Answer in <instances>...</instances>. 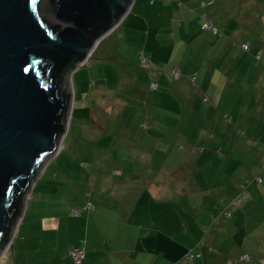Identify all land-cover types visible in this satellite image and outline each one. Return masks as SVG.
<instances>
[{"label": "crops", "instance_id": "0c3cea01", "mask_svg": "<svg viewBox=\"0 0 264 264\" xmlns=\"http://www.w3.org/2000/svg\"><path fill=\"white\" fill-rule=\"evenodd\" d=\"M203 15L218 33L202 28ZM79 67L71 154L88 156L84 203L94 207L83 220L66 216L77 222L65 264L83 245L82 264H264V146L212 144L226 133L214 123L264 120V0H132Z\"/></svg>", "mask_w": 264, "mask_h": 264}, {"label": "water", "instance_id": "95a60500", "mask_svg": "<svg viewBox=\"0 0 264 264\" xmlns=\"http://www.w3.org/2000/svg\"><path fill=\"white\" fill-rule=\"evenodd\" d=\"M131 2L0 0V251L65 134V74L91 55Z\"/></svg>", "mask_w": 264, "mask_h": 264}, {"label": "rangeland", "instance_id": "374dc122", "mask_svg": "<svg viewBox=\"0 0 264 264\" xmlns=\"http://www.w3.org/2000/svg\"><path fill=\"white\" fill-rule=\"evenodd\" d=\"M72 72L70 70L64 76V80L70 88ZM73 101L74 92L71 94V106ZM226 101L233 103L232 99H226ZM235 103L238 104L237 99ZM254 117L264 121L260 113H257L248 116L249 122L240 116L239 119L231 122L225 119L226 122L223 120L217 124L214 123L219 132L226 133L224 138L222 136V138L212 141V144L218 147L222 141L224 149H227L226 146L230 144V148L235 147L238 152L243 151L246 147L256 146L257 142L263 148L264 124L259 121V127H246L251 125V120ZM193 120L196 118L194 117ZM256 121L258 122V120ZM69 122L70 120L66 127V136L62 140L61 152L57 157L52 156L45 161L30 190L25 194L21 216L0 251V264H55V260L59 257L60 264H65L62 259L66 255L67 246L74 241L75 231L72 225L77 222V220L71 219L68 223L66 216L83 220L88 212L86 209H81L82 204H79L84 203L87 196L85 186H87L88 169L85 164L89 162L88 156L82 155L74 159L75 156L71 154L75 137L69 130ZM73 125L72 122L71 126L73 127ZM193 125L196 129L198 128L195 122ZM86 126L85 122L80 124L81 128ZM79 139L75 140L77 145H79ZM197 143L207 145L208 141L206 139L189 140L190 145L194 146ZM248 143L249 146H246ZM262 162H264V158L259 164ZM231 200L232 198L230 202ZM64 207L67 211L62 213L61 209ZM73 208L81 209V214L79 216L72 215Z\"/></svg>", "mask_w": 264, "mask_h": 264}, {"label": "built area", "instance_id": "2783aa9c", "mask_svg": "<svg viewBox=\"0 0 264 264\" xmlns=\"http://www.w3.org/2000/svg\"><path fill=\"white\" fill-rule=\"evenodd\" d=\"M203 18H204V21L202 23V28L206 29V30H209V31H211V32H213L215 34L218 33V28L213 24V22H211L208 18H206L205 15H203ZM241 47L244 50H248V44L247 43H242ZM256 56L258 58L259 54H257ZM87 59H85L82 62H80L77 67L85 65L87 63ZM140 60H141V62H146V58L142 54L140 55ZM77 67H75V68H77ZM75 68H73L71 71H73ZM172 75H173L174 78H178L180 74H179L178 70H173L172 71ZM150 86L151 87H156V84L152 82L150 84ZM257 180L260 181V178L257 177ZM242 199H243V196L239 194L235 198H233L230 203L237 206L242 201ZM78 213H79L78 210H76V209L72 210V214H78ZM223 213H224L225 216L230 214L229 212H223ZM70 256L73 258L74 262L79 263L81 261V259L83 258V256H84L83 248H81V247L73 248L70 251ZM185 256L188 259H192L195 256H200V253L199 252L195 253L192 250H188L187 253L185 254ZM244 258H246V256Z\"/></svg>", "mask_w": 264, "mask_h": 264}, {"label": "trees", "instance_id": "16d2710c", "mask_svg": "<svg viewBox=\"0 0 264 264\" xmlns=\"http://www.w3.org/2000/svg\"><path fill=\"white\" fill-rule=\"evenodd\" d=\"M48 9L50 10V12H52V7H50L49 5H48ZM249 49V48H248ZM257 54H259L260 55V52H258V53H256L255 54V57L257 58ZM260 58H261V56H259L257 59H259L260 60ZM66 68V66H64L63 68H62V70H61V72H63L64 71V69ZM60 71H59V73H61ZM259 168H264V162H262L261 164H259ZM257 177H259L260 178V181H258L257 180ZM262 181V178H261V176L259 175V174H257V175H255L254 177H252L251 179H249V180H246V181H244V182H242L241 183V186H242V189L240 190V192L239 193H237L236 194V196L237 195H242L243 196V199H244V197H245V195H244V189L248 186V184L249 183H252V182H255V183H259V182H261ZM235 196V197H236ZM235 197H233V198H235ZM232 198V199H233ZM242 199V200H243ZM94 206H93V204L91 203V202H87V203H84L83 205H82V207H81V209H86V210H89V209H92ZM74 209H76V208H73L72 210H74ZM81 209H76V210H78L79 211V213L78 214H72V210H71V214L72 215H75V216H79L80 214H81ZM223 212H229V213H231L229 210H222V213ZM223 215H224V213H223ZM230 215V214H229ZM15 221V220H14ZM14 221H13V223H12V225L14 224ZM83 243H84V241H83ZM76 247H81V248H83V250H84V256H83V258L81 259V261L79 262V263H76V262H74V260H73V258L71 257V259H72V261L74 262V264H82V262H83V260H84V258H85V248H84V245L83 246H76ZM73 248H75V247H73ZM72 248V249H73ZM71 249V250H72ZM70 250V251H71ZM70 251H69V255H70ZM195 257H197V256H195ZM194 258V257H193Z\"/></svg>", "mask_w": 264, "mask_h": 264}, {"label": "bare ground", "instance_id": "6f19581e", "mask_svg": "<svg viewBox=\"0 0 264 264\" xmlns=\"http://www.w3.org/2000/svg\"><path fill=\"white\" fill-rule=\"evenodd\" d=\"M90 57V56H89ZM89 57H88V59H89ZM88 59H87V62H88Z\"/></svg>", "mask_w": 264, "mask_h": 264}]
</instances>
